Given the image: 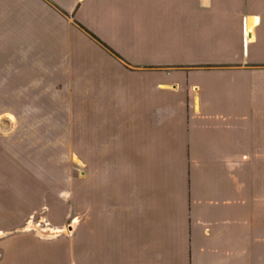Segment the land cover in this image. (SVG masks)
<instances>
[{
    "label": "crops",
    "instance_id": "1",
    "mask_svg": "<svg viewBox=\"0 0 264 264\" xmlns=\"http://www.w3.org/2000/svg\"><path fill=\"white\" fill-rule=\"evenodd\" d=\"M75 20L115 64L172 71L114 77L113 107L84 109L83 220L36 235L30 206L3 210L0 264H264V0H0L3 85L36 83L73 39L102 53Z\"/></svg>",
    "mask_w": 264,
    "mask_h": 264
},
{
    "label": "rangeland",
    "instance_id": "2",
    "mask_svg": "<svg viewBox=\"0 0 264 264\" xmlns=\"http://www.w3.org/2000/svg\"><path fill=\"white\" fill-rule=\"evenodd\" d=\"M172 9L164 16L178 13ZM168 22L169 27L174 28V21ZM74 27L84 35L86 42L94 43L103 51L99 55L92 53L89 43L86 44L94 63L73 55L71 45L77 42L73 39L69 49L57 53L55 65L36 69V77H39L36 83L17 88L13 84L3 85L0 79V97L2 92L9 96L7 101L0 98V220L3 210L9 214L5 219L13 220L18 213L12 208L18 210V205L30 206L20 231L28 223L27 229L31 224L35 227L33 234L39 230L43 235L46 227H56L51 222L66 221L60 229L70 233L80 224L84 216L82 180L88 176L87 165L82 164L88 121L84 109L93 108L99 100L101 110L113 107L114 77L172 71L154 67L131 68L121 57L125 64H115L113 60L119 62L117 57L120 55L111 51L113 49L107 43L76 20ZM44 60L48 59L43 55ZM83 62L88 69L80 67ZM123 69L125 72L121 71ZM100 76L105 78L100 85L102 93L92 84L97 83ZM257 83L256 78L254 84L257 86ZM28 87L34 88L35 92L25 95L24 90ZM23 96L26 98L21 99ZM104 119L101 118V122ZM90 120L95 122L98 118L90 116ZM124 181L123 193L127 194L129 181ZM0 233L1 238L4 234Z\"/></svg>",
    "mask_w": 264,
    "mask_h": 264
}]
</instances>
